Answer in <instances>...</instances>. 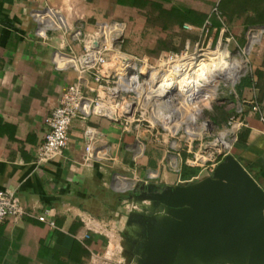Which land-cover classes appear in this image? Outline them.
I'll return each instance as SVG.
<instances>
[{"label":"crops","instance_id":"0c3cea01","mask_svg":"<svg viewBox=\"0 0 264 264\" xmlns=\"http://www.w3.org/2000/svg\"><path fill=\"white\" fill-rule=\"evenodd\" d=\"M189 1L209 16L207 4L220 0ZM46 4L68 15L71 8L81 11L89 30L96 18L126 21L134 13L117 0H0V189L14 191L28 210L0 224V264H134L125 250L128 214L134 203L130 197L143 183L174 185L192 181L202 172L183 180L182 166L191 153L173 151L178 163L172 167L167 146L145 130L123 131L119 123L97 118L88 123L111 147L114 161L83 164L86 123L75 119L63 154L37 163V148L47 129L45 118L73 76L55 69L51 61L52 52L67 49L70 41L59 31H51L46 41L34 34L31 12ZM230 11L226 6L220 26L211 28L219 32L231 28L240 34L248 22L240 12ZM256 24L264 28V19ZM72 44L80 49L76 42ZM250 66V75L238 88L245 123L241 130L247 129V136L230 154L264 189V31L251 52ZM140 150L143 154L135 160ZM149 170L157 176L149 178ZM116 174L127 181L118 183ZM48 209L54 225L39 219ZM89 221L94 230L88 229Z\"/></svg>","mask_w":264,"mask_h":264},{"label":"built area","instance_id":"2783aa9c","mask_svg":"<svg viewBox=\"0 0 264 264\" xmlns=\"http://www.w3.org/2000/svg\"><path fill=\"white\" fill-rule=\"evenodd\" d=\"M214 12L222 18L218 7ZM85 18L79 10L71 8V15H68L48 4L31 12L34 34L38 39L46 41L51 31H59L64 39L70 41L67 49L58 48L52 52L51 61L55 69L73 74L58 105L45 118L47 129L37 148V163H47L63 154L75 119L86 123L83 130V164L90 166L114 161L111 147L100 141L98 129L88 123L91 118L119 123L123 131L145 130L155 141L167 146L168 162L172 167H177L178 156L173 154V150L176 151L180 141L186 146L183 150L191 153L187 159V164L191 166L200 167L211 161L206 167L213 170L231 153L245 125L241 107L210 144L200 142V147L195 149V143L202 141L209 132L208 121L199 122L195 115L202 113L201 106L214 95L206 96L202 87L191 88L193 76H196V70L202 63L192 71L189 59L182 55L162 53L152 60L148 56L131 53L124 48L128 30L126 21L99 17L89 30ZM211 26L208 18L201 27ZM226 30L222 28L220 36ZM253 38L251 34L248 48L254 43ZM73 42L78 44L79 50L74 48ZM258 109V106L254 107V110ZM142 154L143 150H140L134 159ZM148 176L155 178L157 174L149 170ZM115 177L120 184L127 181L121 174ZM135 208L133 204L130 211ZM27 213L14 191L0 189V224L8 218ZM50 215L53 213L48 209L39 219L54 225ZM86 225L94 230L91 221Z\"/></svg>","mask_w":264,"mask_h":264},{"label":"water","instance_id":"95a60500","mask_svg":"<svg viewBox=\"0 0 264 264\" xmlns=\"http://www.w3.org/2000/svg\"><path fill=\"white\" fill-rule=\"evenodd\" d=\"M130 199L134 264H264V189L233 154L209 176L143 183Z\"/></svg>","mask_w":264,"mask_h":264},{"label":"rangeland","instance_id":"374dc122","mask_svg":"<svg viewBox=\"0 0 264 264\" xmlns=\"http://www.w3.org/2000/svg\"><path fill=\"white\" fill-rule=\"evenodd\" d=\"M181 1L191 3L188 0ZM220 2L221 0L218 2L213 1L212 5L207 4V7L213 12ZM170 6V3H163L160 7L152 5L144 9H134V13L126 19L128 30L124 48L131 53L148 56L152 60L158 58L162 53L170 52L178 57L182 55L186 60L191 57L188 61H191L192 71H195L199 67L198 64L202 63L198 72L203 66H213L217 60H221L224 53H227L233 60L243 59L246 65V70L238 79L230 78L228 81L218 79L215 88L206 92V96L213 95V93L214 95L201 106L203 111L200 115H195V118L199 122L207 120L209 132L202 141L199 140L195 143V149H198L200 142H203L204 145L210 144L216 135L226 128L230 117L236 115L237 110L240 108L238 104L240 101L238 88L241 80L250 75L251 52L259 43L264 31V28L258 24L254 25L264 15V0H229L227 6L229 11L231 10L230 13L233 14V11L240 12L239 14L246 18L248 25L243 27L240 34L234 33L233 29L230 28L222 36H220L221 32L211 27H192L188 26V23L182 26L176 24L174 18L165 10L170 8ZM256 7L259 9L254 10ZM220 15L222 18L224 17V14ZM224 20L226 21V19ZM251 34L256 40L248 48L247 45ZM193 77L196 76L194 75ZM160 144L163 145V142ZM185 148L184 142L180 141L176 146V151H173L177 152ZM210 163L211 161L200 166L202 174L196 179L211 175V167H206Z\"/></svg>","mask_w":264,"mask_h":264},{"label":"trees","instance_id":"16d2710c","mask_svg":"<svg viewBox=\"0 0 264 264\" xmlns=\"http://www.w3.org/2000/svg\"><path fill=\"white\" fill-rule=\"evenodd\" d=\"M119 4L129 6L133 9H144L152 5L162 6L163 3H170V8L165 9L167 13L174 18L175 23L182 26L186 23H190L196 26H203L206 19H210L211 24L214 26H220V17L216 12H211L207 16L203 11L193 8L189 3H185L181 0H117ZM189 1V0H188ZM229 0H221L218 8L221 14L226 12V6ZM259 9L256 7L254 10ZM264 19V15L262 17ZM247 129L241 130L239 133L238 141L242 142L246 139ZM201 171L200 167L190 166L183 164L181 170V178L183 180H190L199 175Z\"/></svg>","mask_w":264,"mask_h":264},{"label":"bare ground","instance_id":"6f19581e","mask_svg":"<svg viewBox=\"0 0 264 264\" xmlns=\"http://www.w3.org/2000/svg\"><path fill=\"white\" fill-rule=\"evenodd\" d=\"M255 40L256 38L252 39V41ZM222 55L223 57L221 60H217L213 66H203L200 72H198L200 68L196 70V74H198L192 79L193 83H191V88L195 89L202 87L205 92H209L212 88H215L218 79L224 81H228L230 78L238 79L240 75L246 70V65L243 59L233 60L227 53ZM189 59H191V57Z\"/></svg>","mask_w":264,"mask_h":264}]
</instances>
